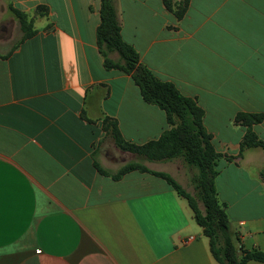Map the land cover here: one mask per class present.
<instances>
[{
    "label": "crops",
    "instance_id": "obj_1",
    "mask_svg": "<svg viewBox=\"0 0 264 264\" xmlns=\"http://www.w3.org/2000/svg\"><path fill=\"white\" fill-rule=\"evenodd\" d=\"M111 1L140 64L203 109L221 154L219 204L238 247L264 252V148L241 151L248 127L236 120L264 117V0H190L182 18L183 0L173 11L164 0ZM13 9L34 36L22 41ZM100 10L101 0H0V264H219L187 199L149 173L115 180L126 163L100 156L110 140L143 159L115 146L106 117L139 146L174 127L130 75L105 69ZM251 130L264 143V118ZM143 160L186 190L176 162Z\"/></svg>",
    "mask_w": 264,
    "mask_h": 264
},
{
    "label": "trees",
    "instance_id": "obj_2",
    "mask_svg": "<svg viewBox=\"0 0 264 264\" xmlns=\"http://www.w3.org/2000/svg\"><path fill=\"white\" fill-rule=\"evenodd\" d=\"M174 0H164L167 9L173 11ZM190 0H183L174 11L178 18H182ZM19 20L23 39L25 41L36 34L28 16L20 11L12 10ZM42 14V8L38 10ZM97 44L104 58L106 70H119L131 76L140 88L143 100L156 105L166 112L168 122L174 127L165 132L158 140L144 145L127 142L119 129L118 122L111 118H104L103 125L106 135L115 146L123 151L136 154L147 161H172L181 158L188 166L198 169L193 178L195 194H189L170 174L155 172L148 169L141 162H130L113 175L119 180L132 171L149 173L164 179L177 193L187 199L193 210L197 224L210 241V249L219 264H247L249 261L264 263V252L260 250L246 251L237 245L238 237L231 231L229 217L219 204L215 178L217 176V161L221 154L216 152L203 125L204 111L195 100L183 96L170 82L159 80L149 69L140 64L136 50L127 44L121 35V27L117 19L115 8L111 0H101L100 25L97 29ZM116 53L114 60L110 54ZM262 115L238 114L236 120L248 127L241 151L247 147H263L252 132L255 123L263 121ZM178 120V123L175 122ZM95 167L103 175H109L98 163ZM202 206V208H201Z\"/></svg>",
    "mask_w": 264,
    "mask_h": 264
},
{
    "label": "rangeland",
    "instance_id": "obj_3",
    "mask_svg": "<svg viewBox=\"0 0 264 264\" xmlns=\"http://www.w3.org/2000/svg\"><path fill=\"white\" fill-rule=\"evenodd\" d=\"M104 145H105L103 147L104 150L102 151V153H104V154L100 153V156H102L105 160H107L106 162H108V164L113 163L115 165H122L123 163H126L125 165H127L130 162L129 158H123L124 156H129V155L119 153L116 149L113 148L110 140H107ZM107 157H108V159H107ZM143 159H142V161H140L141 163L144 162ZM179 159H181V158H176V159L172 160V161L176 162L175 169L173 170V172L179 176V178L181 179V181L185 185L187 192L189 194L193 195L194 194L193 178L198 174V169L195 167H192V166H186ZM133 161H139V158L135 156V157H133ZM178 164L179 165L181 164V168L178 167L179 166ZM118 172H116L115 174H117Z\"/></svg>",
    "mask_w": 264,
    "mask_h": 264
}]
</instances>
